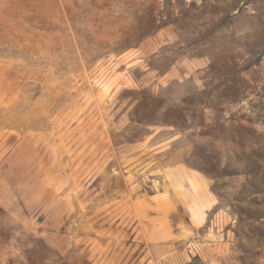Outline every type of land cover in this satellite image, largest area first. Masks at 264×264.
<instances>
[{"label": "rangeland", "instance_id": "1", "mask_svg": "<svg viewBox=\"0 0 264 264\" xmlns=\"http://www.w3.org/2000/svg\"><path fill=\"white\" fill-rule=\"evenodd\" d=\"M0 264H264V0H0Z\"/></svg>", "mask_w": 264, "mask_h": 264}, {"label": "bare ground", "instance_id": "2", "mask_svg": "<svg viewBox=\"0 0 264 264\" xmlns=\"http://www.w3.org/2000/svg\"><path fill=\"white\" fill-rule=\"evenodd\" d=\"M195 216H196V218L198 219V222H200V221H201V213L196 212V213H195Z\"/></svg>", "mask_w": 264, "mask_h": 264}]
</instances>
